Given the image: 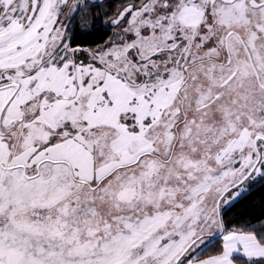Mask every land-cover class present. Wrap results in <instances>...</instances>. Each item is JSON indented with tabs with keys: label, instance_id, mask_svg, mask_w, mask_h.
Instances as JSON below:
<instances>
[{
	"label": "snow or ice",
	"instance_id": "6c2138e0",
	"mask_svg": "<svg viewBox=\"0 0 264 264\" xmlns=\"http://www.w3.org/2000/svg\"><path fill=\"white\" fill-rule=\"evenodd\" d=\"M0 264H264V0H0Z\"/></svg>",
	"mask_w": 264,
	"mask_h": 264
}]
</instances>
